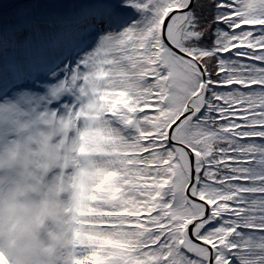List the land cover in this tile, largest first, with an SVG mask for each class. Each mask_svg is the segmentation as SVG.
Segmentation results:
<instances>
[{
    "label": "rangeland",
    "instance_id": "1",
    "mask_svg": "<svg viewBox=\"0 0 264 264\" xmlns=\"http://www.w3.org/2000/svg\"><path fill=\"white\" fill-rule=\"evenodd\" d=\"M48 1L0 0V101L5 93L21 110V119H23L22 111L26 107L31 110V106L22 107L18 100L21 98L20 93H27L34 88L42 93L40 94L42 100L31 102L32 113L35 115L32 117L39 119V114L36 112L43 110V104L46 110L48 107L43 84L54 75L59 78L67 76L63 74V64L68 60L75 64L82 62L80 64L84 66L83 83L89 87L88 93L92 92V87L96 92L95 97L88 103L90 108L85 107L82 112V118L87 121V117L102 116L101 110L104 106L99 108L98 98L103 88L98 72L91 73L87 77H84V74L93 69V63L100 57H103L105 63L109 65L115 57H119L116 61L136 64L139 54L134 56V50L139 43L140 55L148 59L147 65H142L140 68L147 77L155 78L156 87L162 91V107H159V110L161 116L164 115L163 119L175 118L181 113L200 116L199 123L189 118L184 122L188 128L191 125L190 129H196L190 141L197 148L202 146L203 150L198 148L200 154L210 152V147L216 144L223 145L222 151L230 152L231 149L224 144L227 140L221 139L222 133L234 134L241 138L248 133L256 138L244 143L239 138L233 140L229 136L227 146L236 148L237 145H233L236 141H241L240 145L245 146L243 150L241 148V151L237 152L242 156L233 164L235 172L232 177L248 180L246 185L237 183L236 185L239 186L232 192V196L224 191L220 194L233 204L229 203L222 207L211 201L215 194L220 193L216 191L217 180L207 176L202 180L204 183L202 190L207 192L204 196L210 199L212 209L209 214L203 216L201 219L203 221H194L199 224L192 225V235L203 238L211 248V252H208L206 246L193 243L186 236L189 233L186 228L188 219L192 220L201 215H191L194 211L187 202L188 198L181 191L187 178L178 162L170 161L173 176L164 185L165 189L172 191L159 195L149 194V190L145 187L146 181L142 180L143 173L139 168L133 167V164H129L130 161L143 163L144 161H140L139 157L147 155L148 152L152 153L155 145L152 137L155 131L146 124V120L152 123L156 115L143 108L146 105L152 108L157 105L150 101L139 105L141 108L133 104L136 101L135 97L141 96V92L148 95L150 93L140 87L137 92L129 90L130 94L127 96L133 103L121 93L119 103L114 107L113 113L118 124L132 133L136 130V137H132L133 140L126 135L111 136V132L104 133L109 146L136 153L128 158L127 164L120 163L119 167L125 168L122 172L121 169H116L119 168L116 167L117 164L114 165L110 163L111 161L108 163L106 157L101 155L105 144L95 125L86 124L83 138L82 134L74 132L78 119L76 116L70 115L67 120L61 119L59 110H64L68 106L71 109L73 103L70 101L74 100L59 103L57 111H53L56 117L53 120L45 118L38 126L40 132H44L45 138L50 143H55L54 148L53 145L39 146L37 142L30 144L31 156L34 159L17 166L15 170L12 166L13 158L8 156V152L12 153L13 150L9 143L6 145L7 153L0 156V225L2 223L4 231L9 234L8 246L11 251L9 260L2 264L15 263L14 256L19 247L17 233L22 228L20 224L25 225L18 216L23 208L24 199L30 198L31 193L34 197L43 196L44 206H40L37 210L35 226L41 231L44 248L35 247L30 254L25 253L21 264L35 263L41 251L44 256L42 264H51L53 259H55L54 264H184L189 259L196 261L193 264H206L208 258L210 264H226V261L227 264H264V154L262 152L264 150V87L258 86V84L264 86V24L261 23L264 21V16H259V6H257L259 0H228L229 3L225 1L227 5L224 7H220L223 0H205L210 2L206 4L212 9L211 20L218 23L212 24V27L217 34H224L223 38L216 39V43L219 44L216 48L219 53L218 58L203 47L199 51L191 49L194 40L199 39L202 34L205 36V42H210L209 40L213 42L208 29L205 30L202 26L193 27L191 22L194 15L198 17L200 8L192 11L190 16H188L189 10L186 13L173 15V29L178 26L179 32L184 35L179 38L175 30L170 32L171 21L167 30V39L196 60L201 70L191 59L178 56L162 42L159 43L162 46H157L152 41L149 44L150 36H154L160 29L163 17L173 9L186 6L188 0H164L167 5L153 12L155 14L151 17L155 18H153L155 22L150 29L143 28L136 15L122 24L115 20L119 15L115 14L116 12L128 14L132 8L137 9L131 5L134 0H86L84 3H78L77 0H55L53 3ZM128 1L130 5L126 7L125 3ZM194 2L195 0L192 3ZM117 8L119 10L116 11ZM189 8L191 9V6ZM88 10L92 14L90 18L84 15ZM67 12L70 13L67 14L70 17L65 21ZM53 17L56 19L51 21ZM201 24L204 25V22ZM100 27L102 31H99ZM72 29L78 36L66 37L70 59L63 60V57L53 55V45L58 38L65 33L67 35ZM123 31L130 32L128 45H123V48L129 47L130 55H126L125 52L117 53L119 35L123 43L126 42L125 38L128 35ZM256 33L260 34L253 35ZM233 36L240 39L235 43L232 41ZM185 37H193V39H187L189 42H185ZM92 42L95 44L93 45ZM48 69L51 70L50 73L46 71ZM159 71L161 74H158ZM202 73L203 85L199 93L198 83ZM106 74L104 70L103 80H106ZM175 74H177L176 78L173 77ZM113 75L120 77L118 73ZM172 79L174 80L171 81ZM231 81L232 85H230ZM6 82L8 83L4 85ZM21 84L23 87L18 88L17 86ZM218 86L222 87L218 89ZM230 86L237 87L240 94L232 96L229 93ZM71 88L78 91V80L71 84ZM62 90L70 99H75L76 93L69 92L65 86ZM218 91L226 92L219 94ZM200 95L204 97L203 104ZM112 100L113 97L110 104ZM137 103L139 104V101ZM196 108L197 111H191ZM105 112L111 113L112 110L107 106ZM240 113L242 115L245 113L246 119L235 127V120L239 118ZM139 114L140 117L147 119H143V122L138 121L136 116ZM24 115V119L31 117L27 114V109ZM205 116L203 121L202 117ZM61 121L67 123H60ZM8 123L6 113L0 112V129ZM18 125L22 128L21 122ZM21 128L17 126L9 128L6 139L21 144L24 133ZM72 133L75 136H72ZM37 134L33 132L34 136ZM177 136L178 134L174 133L173 137ZM80 141H85V145L82 146ZM116 143L118 146H115ZM111 157H119V154L114 153ZM210 158L213 166L212 174L225 180L232 170V163L224 166L221 163L217 164L216 159ZM118 160L124 158L114 159L115 163ZM245 161L250 167L245 166ZM194 166L204 171L200 167V159L194 163ZM219 171L224 174L218 173ZM153 186L156 187L154 184ZM139 193L144 194L143 199L147 202L138 199ZM247 193L251 196L247 197ZM2 195L5 196L4 201L1 200ZM231 197H234L233 200ZM192 206L195 207L193 204ZM18 208L21 209L17 211V216L14 212ZM228 209L230 211L226 212ZM218 210L222 213L218 216L220 221L217 220ZM199 225L206 226V229H198ZM55 227L57 231L61 230L63 235L59 232L55 237L49 235L48 231H54ZM147 230L148 234H146ZM144 235L146 236L143 238ZM165 235L170 236L165 239V245L158 246L159 244L153 243L156 238ZM50 237L57 242L54 251ZM117 244L123 245L121 248L129 251L136 250L131 254L114 247ZM188 263L192 264L191 261Z\"/></svg>",
    "mask_w": 264,
    "mask_h": 264
},
{
    "label": "bare ground",
    "instance_id": "2",
    "mask_svg": "<svg viewBox=\"0 0 264 264\" xmlns=\"http://www.w3.org/2000/svg\"><path fill=\"white\" fill-rule=\"evenodd\" d=\"M225 1L229 3L228 0H223V2H221L222 6L220 5V7H224L225 5H227V3ZM73 3H76V2L73 1ZM134 4L137 8L136 10H132V11L128 12V14L127 13H121L120 14V13L116 12L115 14H119V15H117V17H115V20L119 24H122V23L128 22L132 18L131 16L136 15V17H138L139 22L142 23L141 24L142 27L145 29H150L155 22L153 20L154 17H151V16L154 15L155 13L151 12L152 11L151 9L145 8L143 6V0H134ZM166 5L167 4L163 0H154V2H153V6L155 8H160L163 6L166 7ZM33 6H36V5H33ZM257 6H259V16L263 17L264 16V14H263L264 0H259V3ZM199 7L207 8L205 1H202L201 4L199 5ZM180 8H182V6L179 7V9ZM176 9H178V8H176ZM188 10H190V8ZM188 10L182 11L181 13H186ZM91 12H92V9H91ZM91 12H90V10L85 11L84 15H86L87 17L90 18L92 16ZM222 12H223V10H222ZM67 14H70V13L67 12L65 14V18H66L65 21L69 19L68 17H70V16H67ZM168 14L169 13H167V15ZM167 15H165L163 17V19L161 20L160 29L157 31V33L154 36H150L149 44L152 41V43H154V44L156 43L157 46H162L159 44L160 42H162L163 44L166 45L165 47H168L173 53H175L171 49L172 47L169 44V41L167 40V30L170 27L171 21H172V23H171L172 25L170 27V32L175 30L176 34L179 38L181 37V35L183 36L184 34L179 32L178 26L175 27V29H173V26H174V18L173 17L174 16H167ZM62 16H64V15H62ZM149 17H151V18H149ZM198 18L200 20H197V23L200 24L201 22H204L203 26L206 30L208 29L210 31V33L213 37V42H211V40H209L210 42H205V36H203V34H202L199 39L194 40V43H192L191 49L192 50L196 49L199 51L201 49V47H203L204 49L208 50L210 53H212L214 56H216L218 58L219 53L216 51V48L219 44L216 43V39L223 38L224 34L223 33H221V35L217 34L216 30L212 27V24H214V23L218 24V23H217V21L214 22L211 20L212 15L210 12L207 13V11H205V9H201L200 11H198ZM55 19L56 18L53 17V18H51V21H53ZM185 19H189V18H185ZM59 23H60V21H59ZM261 23L264 24V21ZM16 27H18V26H16ZM99 31H102V27H100ZM153 31H155V29ZM123 32H125V31H123ZM126 33H128V32H125V34ZM258 34H260V33H256L253 35H258ZM65 35H66V33L63 34V36L61 38H58L55 41V43L53 45L52 53L55 56L63 57V60L64 59L68 60V59H70V49H68L66 37L68 35L69 36H72V35L78 36V34L75 30L72 29V31L67 33L66 36ZM129 35H130V32L128 33L127 37L125 38V40H126L125 43L122 42L123 39L119 35L117 53L125 52L126 55L131 54L130 49H128L129 47L123 48V45H128L127 43L130 40ZM232 38H234L232 41L235 43L237 42V40L240 39V37H234V36ZM184 39H185V42H189V41H187V39L192 40L193 37H191V38L185 37ZM92 43H93V45L95 44L94 42H92ZM136 45H137V47L134 50V56H135V54H139V57L136 58V64L131 65L128 62H121L120 60L116 61V58H119V57H115V58H112V60H111L112 63L109 65V63L108 64L105 63V59L103 57H100L99 59H97L93 63V69L91 68L89 73L84 74V77H87V76H90L91 73H97L98 72V77L100 79V82L102 83L101 88H103V90H102V92L98 98L99 108L102 105L104 106V108H102V110H101L102 116H100V117L99 116H94L93 118L87 117V121H85L82 118V112L85 110V107L90 108V106H88V103H90V100H92L96 95V92H95L93 87H92V92L88 93L89 87L86 86L85 83H83L84 66H83V64H80L82 62L76 61L77 63L75 64V62L71 63L68 60L67 62H65L63 64V71H64L63 74L67 75V76H65V77L62 76V78H59L57 75H54V77L50 78L49 81L44 82L43 87L42 86L41 87L45 91L44 96H47V98H48V100H45V101L48 103L47 110H49V112L45 109V104H43V110L41 112H36L39 114V119L33 118V117H35V115H33V113H32L33 105L31 104V102L33 100H37V101L42 100V98L40 96V94H42V93H40L36 88H34L32 91H27V93L21 92L20 97L22 99L21 98L18 99V100H20L22 107L31 106V110H29L28 107H26L27 114L31 116L30 118H26V119H24V116H25L24 111L26 109L24 111H22L23 119H21V112H20L21 110H19V108H17L16 105H14L10 101L11 99L9 97H7V95L4 93L2 100L0 101V112L6 113V116L9 119V123L7 125H4L3 129H0V149H1L0 156L7 153L6 145L9 143L12 146L13 150H12V153L8 152V154H9L8 156L13 158V165L12 166L15 170L17 166L25 164V163H27V161H31L34 159V157L31 156L32 154L30 151V146H29L30 144H32V143L34 144L35 142L39 143V146H46V145L55 144V143H50L48 141V139L45 138L44 132H42V131L40 132V130H39L40 128L38 127L39 123L42 122L45 118H50L53 120L56 117V115L54 114L53 111H57V109L59 108V103H65V102H67V100H74V101H70L73 103L71 109H70V106H68V107L64 108V110H59L61 119L67 120L70 117V115L72 117L76 116L78 119H77L76 124L74 126V132L76 134H82L83 138H84V135L86 132V127H85L86 124L89 123L90 125H95L97 127V129L99 130L100 137H101L103 144H105V146L101 150V155L106 157L105 160L106 161L108 160V163L111 161L110 163H113L114 165L117 164L116 167H119L121 162H125V163L129 162L128 158L133 157L134 155H136V153L127 152L124 150H119V149H116L112 146H109L108 142H107V138L104 137V133L109 134L111 132L112 133L111 136L126 135L127 138L132 139V140L134 139L132 137H136V130H134V132L132 133V132L126 130V128L124 126L118 124V122L115 119V114L113 113V111H114V107H116L117 104L119 103V98H120L121 93H124L126 95V99L129 100V102H132L131 99L128 98V96H127V94H130L129 90H131V91L135 90L137 92L138 91L137 89L140 87L144 91L149 92L150 94L148 95V94L141 92V96H136L135 97V100H136L135 103H133V102L132 103L136 107L145 103V101H150V102H153V104L157 105L153 108L149 105H146L145 108H143L145 111H148L150 113H154L156 115L155 121H153L152 123H150L146 117H140V114H139V116H136L137 120L141 121V122H143V119H145V120L147 119L146 124H148L149 127H152L154 129L153 131H155V133L152 135V137H153V140L155 141V145L152 148V153L148 152L147 155L143 156L144 158L139 157L140 161H144V162H146V164L144 162L143 163H137L135 161H133V162L130 161L129 164H133L132 165L133 167L139 168L140 171L143 173L142 180L146 181L145 187L149 190V192H150L149 194L159 195L160 193L164 194V192L172 191L171 189H168V188L165 189L164 185L166 182L168 183V181L171 180L172 176H173V167H172V165L169 164L170 161H177L178 164L183 169V171L185 173V177L187 178L186 182L181 187V191H183V193L188 198V199L186 198L187 202L190 205L191 210L194 211L191 215H202V214L207 215V214H209L211 209H212V206L210 205L211 201H213V202L215 201V203H217L219 206H222V207L226 206L227 205L226 198L220 194H223V191H224V192H227L229 195H232V192L239 186V185H236L239 182L238 181L228 182L224 179H221V178L219 179V177L216 175H213L212 174L213 166L211 165L212 163H211L210 157L216 159L217 164L221 163L224 166H228L231 163L234 164L235 160L239 159L242 156L241 153H237V152H240L241 148L243 150V148H245V146L242 144L240 145L241 141H238V142L236 141L233 143V145H237L236 148L231 147V146H227V143H229L230 137L228 135L222 133V135H220L221 139L227 140L226 142H224V144H225V147L231 149L230 152L226 153V152L222 151L223 145L222 144H216L215 146L210 147V152L208 151L207 153L200 154L198 148H200V150H203V149H202L201 145L199 146V141H198V146H199L198 148H197V146H195V144L193 142L190 141V138L192 136H194L196 129H190L191 125L189 126V128L187 127L186 124L184 125L186 118H189L190 120H194V122L199 123V120H201L199 118L200 116L195 117L192 114L190 115V113H188V114L181 113V114L175 116V118L172 117V118L167 119V120L163 119L164 115L161 116V112L159 110V107L160 108L162 107V91L160 90V88L156 87L155 78L152 79V77L151 78L147 77V75L140 68L142 65L143 66L147 65L148 59L143 58L140 55L141 50L139 48V43H137ZM240 46H241V44H240ZM174 47H176L178 50L184 52V50L180 49L178 46H174ZM175 54H177V53H175ZM140 56H141V59H140ZM179 56L181 57V55H179ZM191 59L194 60L193 58H191ZM220 59H221V57H220ZM218 60L219 59H217V62H218ZM229 62L232 64L231 61H229ZM104 70L107 73L106 77H105L106 80H103L102 73L104 72ZM46 71L48 73L51 72L50 69H48ZM43 72H45V71L43 70ZM114 73L120 74V77L119 78L116 77V75H113ZM158 74H161V72L159 71ZM173 77L176 78L177 74L173 75ZM47 78H49V76ZM34 80H36V79H34ZM76 80H78V86H79L78 91L72 90V88H71V84L75 83ZM173 80L174 79H172L171 81H173ZM7 83L8 82L4 83V85ZM236 83L238 84L239 82L237 81ZM257 84H255V85H257ZM202 85H203V82L201 80H199V83H198L199 92H200ZM230 85H232V81H231ZM64 86H65L66 90H68L69 92H71L73 94L76 93L75 99L74 98L70 99L68 97V95L62 90V88ZM258 86L264 87L260 84H258ZM17 87L18 88L23 87V84H21ZM219 87H222V86H218L217 88L219 89ZM236 90H238L237 93H236ZM85 92H87V94H84ZM224 92H226V91H218L219 94H222ZM229 93H231L232 96L237 95L239 93V89L237 87L230 86ZM112 97H113V100L110 104ZM199 97H200L202 104H203L204 97L202 95H200ZM116 99H117V101H116ZM51 101H54V102H51ZM137 101H139V104L137 103ZM94 102H96V100H94ZM106 103H109V105ZM107 106L109 108H111V110H112L111 113L105 112V108H107ZM254 108H257V107H254ZM143 109H141V110L143 111ZM104 114H108L110 116H106ZM205 118H206V116L204 118L202 117V120L203 119L205 120ZM245 119H246L245 113H243V115L240 113L239 118H237L235 120V122H236L235 127H238L237 125L242 124V121H244ZM81 120H83V123H81ZM20 122L22 123V128L20 125H18V123H20ZM62 122L64 124L67 123V121H61L60 123H62ZM108 124H112V125H108ZM16 126L18 128H21L24 130V133L21 137V144L15 143L14 141L11 142V140L6 139L9 128H16ZM161 128H163V130H161ZM228 130L230 131L232 129H228ZM33 132H37L38 134L34 136ZM174 133H177L178 136L173 137ZM72 136H75V134L72 133ZM142 136H147V135L142 134ZM255 138H256L255 136H252V135H249L248 133H245L242 137V141L244 143H246V141L253 140ZM113 140H115V139H113ZM82 142L80 141V144L82 146H83V144L85 145V141L83 143ZM145 142H147V141H145ZM126 144L128 145V143H126ZM115 146H118V143H116ZM52 147L54 148V145ZM70 149H71V147H70ZM262 152L264 154V150ZM114 153H118L119 157L112 158L111 155H113ZM126 156H127V158H126ZM140 156H142V155H140ZM117 158H124V160H118L115 163L114 159H117ZM199 159H200V167H202L204 169L203 172L200 171V169H196V166H194V163H196ZM140 161H138V162H140ZM246 161L244 162L245 166L250 167L248 162H247L248 164H246ZM56 163L57 162H55V164ZM151 164H156L157 166L155 167V166H152ZM116 169H121L120 171L122 172L123 171L122 169H125V168L119 167ZM220 172H222V171H219L218 173H220ZM233 174L234 173L230 172V174L227 176L230 177ZM205 176H207L211 179L217 180L216 181L217 183L215 182V184L218 185V187H217L218 189L216 191L220 192L219 195L215 194L213 199H211V201H210V199H208L204 196L207 192L202 190V186L204 184L202 182V180L204 179ZM183 180H182V183H183ZM151 182H152V185H151ZM182 183H181V185H182ZM153 184L156 187H154ZM157 186H161V187L158 188ZM29 195L31 196L30 198L28 197L27 199H24L23 208L20 212V215L18 216L17 211H19L21 208H18L16 210V212H14L20 220H23L25 225L20 224L22 228H20L18 230V233H17V238H18L17 241H18L19 247H18V250L14 256L15 257V261H14L15 263H10V264H21L22 261H24L23 255L25 253L30 254L31 251L33 249H35V247L38 249L44 248L41 231H40V229H37V227L35 226V223H36L35 218L38 217L37 210L40 206H42V207L44 206L43 199H42L43 196L38 195V196L34 197L32 193ZM246 196L250 197L251 194L248 195V193H247ZM31 198H34V199H31ZM143 198H144V194L139 193L138 199L141 201V199H143ZM158 199H162V198H158ZM1 200L2 201L5 200L4 195L1 196ZM141 202H147V201L144 200ZM192 204L195 205V207H193ZM199 205H201V206L198 208ZM213 206H215V205H213ZM161 208L165 209L163 207H161ZM158 209H160V208L158 207ZM202 218H200V220ZM189 221L191 222L190 219H188V222ZM201 221H203V220H201ZM192 222H193L192 225H194V226L199 224V223L194 222V221H192ZM53 225L55 226V223ZM186 228H187V226H186ZM197 228L200 230H205L206 226L199 225ZM55 230H56V227H55ZM55 230L54 231L49 230L48 231L49 235H53L55 237V235L57 236V232H59L60 234L63 235V232L61 230H59V231H57V230L55 231ZM192 231H193V228L191 227V235L186 234L188 239L194 241L193 243H196L198 245L206 246L207 251L211 252V248L203 240V238L197 237V236L195 237L194 235H192ZM141 232H139V233H141ZM148 232L149 231L147 230L146 234H148ZM135 233H137V231H135ZM158 235L162 236L163 234H158ZM145 236L146 235H144L143 238ZM168 237H170V236L165 235L164 237H158V238H156V240L153 243L159 244L158 246L165 245L166 244L165 239H167ZM50 238H51L52 247L54 248L53 249V251H54L57 242H55V240H53L52 237H50ZM60 242H61V240H60ZM8 244H9V234L7 231L6 232L4 231V228H3L2 223H1V225H0V264H2L3 262L4 263L7 262L11 256V251L9 249ZM121 246H123V245L117 244L114 247L121 249V250L122 249L126 250L131 254H133L132 252L134 250H136V249H134L132 251H129L126 248H121ZM51 251H52V248H51L50 252ZM150 251L152 252V250H150ZM152 254L155 255L154 252H152ZM157 254H159L158 251H157ZM43 258H44V256L42 255V251H41V252H39V259L35 260V263H33V264H42V260H44ZM188 261H191L192 264L196 262V261L191 260V259H189ZM188 261L184 262V264H189ZM54 263H55V259L52 260L51 264H54ZM206 264H208V261ZM209 264H210V262H209Z\"/></svg>",
    "mask_w": 264,
    "mask_h": 264
},
{
    "label": "trees",
    "instance_id": "3",
    "mask_svg": "<svg viewBox=\"0 0 264 264\" xmlns=\"http://www.w3.org/2000/svg\"><path fill=\"white\" fill-rule=\"evenodd\" d=\"M77 1H78V3H84L86 0H77ZM163 1H164V0H163ZM202 1H205V0H195L194 4H192L191 9H190L189 12H188V16H190V13H191L192 11H195L197 8H200L199 11H200L201 9H205V11H207V13L210 12V11H212L211 6H208L207 4H206V5H207V8H205V7H199V5L201 4ZM48 2L53 3V2H55V0H49ZM153 2H154V0H143V6H144L145 8L151 9V10H152L151 12H154V11H155L156 9H158V8H155V7L153 6ZM206 2L210 3L209 1H205V3H206ZM125 5H126V7H128V6L130 5V2H129V1L126 2ZM131 5H132L133 7H136L134 3H132ZM163 7H164V6H163ZM118 9H119V8H117L116 11H117ZM132 10H134V9L132 8ZM208 10H209V11H208ZM124 13H125V12H124ZM210 13H211V12H210ZM197 20H199V18H198L197 16L194 15V19L191 21L192 24H193V27H199V26L204 27L201 23H200V24L197 23ZM205 30H206V29H205Z\"/></svg>",
    "mask_w": 264,
    "mask_h": 264
},
{
    "label": "water",
    "instance_id": "4",
    "mask_svg": "<svg viewBox=\"0 0 264 264\" xmlns=\"http://www.w3.org/2000/svg\"><path fill=\"white\" fill-rule=\"evenodd\" d=\"M192 1L193 0H188V3H187V5L186 6H184V7H182V8H178V9H173V10H171L170 11V13L167 15V16H173V15H175V14H177V13H180V12H182V11H186V10H188L189 9V7L191 6V4H192ZM168 40V39H167ZM169 41V40H168ZM169 44L171 45V49L175 52V53H177V55L179 54V55H181V57H187V58H189V59H191L192 57L191 56H189L188 54H186V53H184V52H182V51H180V50H178L176 47H174V45L172 44V43H170L169 42ZM178 55V56H179ZM192 60V59H191ZM193 62H195V64H196V66L198 67V69H200L201 70V68H200V65H199V63L196 61V60H192ZM201 81H203V73L201 74ZM200 93V92H199ZM202 107V106H201ZM200 108V107H199ZM198 110V108H196V109H191V111H197ZM186 114H188V113H186ZM206 214V213H205ZM204 216V214H202L201 216H199L198 218H195V219H192L191 220V222L189 221L188 222V224H187V232H189L188 234L189 235H191V227H192V221H196V220H200V218H202ZM209 262H210V259L208 258V264H209Z\"/></svg>",
    "mask_w": 264,
    "mask_h": 264
},
{
    "label": "flooded vegetation",
    "instance_id": "5",
    "mask_svg": "<svg viewBox=\"0 0 264 264\" xmlns=\"http://www.w3.org/2000/svg\"><path fill=\"white\" fill-rule=\"evenodd\" d=\"M234 168H235V166L233 165V163H232V170H231V172L232 173H234L235 171H234ZM226 181H228V182H235V181H238L239 183H241V184H247V182H248V180L246 179V178H237V177H232V175L229 177V178H226L225 179ZM232 196V195H231ZM232 198H234V197H231V199ZM233 200V199H232ZM226 202H227V205H229V203H231V204H233V202H231L230 200H226ZM228 211H230V209H228V210H226V212H228ZM222 213H221V211H217V220L218 221H220V219L218 218V216H220ZM194 242V241H193ZM217 253V252H216ZM226 263H227V261H226Z\"/></svg>",
    "mask_w": 264,
    "mask_h": 264
},
{
    "label": "crops",
    "instance_id": "6",
    "mask_svg": "<svg viewBox=\"0 0 264 264\" xmlns=\"http://www.w3.org/2000/svg\"><path fill=\"white\" fill-rule=\"evenodd\" d=\"M226 177H229V176H226Z\"/></svg>",
    "mask_w": 264,
    "mask_h": 264
}]
</instances>
